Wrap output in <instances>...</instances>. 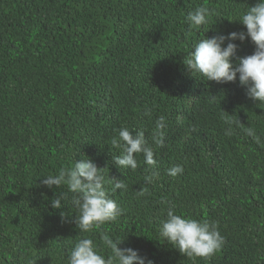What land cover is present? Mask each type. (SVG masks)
<instances>
[{
	"label": "trees",
	"instance_id": "1",
	"mask_svg": "<svg viewBox=\"0 0 264 264\" xmlns=\"http://www.w3.org/2000/svg\"><path fill=\"white\" fill-rule=\"evenodd\" d=\"M257 2L0 0V264H67L81 238L107 256L101 231L124 237L118 247L154 264H264V104L238 80L206 81L183 63L203 38L246 31L238 19ZM200 6L210 11L208 23L190 27L187 14ZM235 43L237 57L254 52L250 39ZM162 116L164 144L157 146ZM224 116L241 123L231 136ZM122 127L144 132L155 167L142 154L135 170L115 165L122 149L111 141ZM85 157L102 168L109 197L123 209L91 233L78 230L66 186L40 184ZM175 165L183 173L169 176ZM113 178L127 189L113 193ZM60 193L66 200L52 209ZM169 206L214 222L222 247L192 259L162 241Z\"/></svg>",
	"mask_w": 264,
	"mask_h": 264
},
{
	"label": "clouds",
	"instance_id": "2",
	"mask_svg": "<svg viewBox=\"0 0 264 264\" xmlns=\"http://www.w3.org/2000/svg\"><path fill=\"white\" fill-rule=\"evenodd\" d=\"M209 15V9L200 6L189 12L186 20L190 27L199 29L208 23ZM238 21L246 31L203 38L193 46L183 63L190 73L203 77L206 81L235 83L238 80L239 85L246 89L247 97L264 104V0H258L254 6L249 7ZM245 39L253 42L254 52L245 57H237L239 45L235 41L243 43ZM234 59L238 63H234ZM223 119L227 125L224 134L231 136L233 126L241 123L238 119H229L227 116ZM165 127V118L162 116L155 123L152 137L157 146L164 144ZM245 132L258 139L253 128L248 127ZM111 143L115 148L122 149V154L113 158L117 167L135 170L138 166L136 154L143 155L146 165L155 167L154 150L146 141L143 131L133 133L127 127H122ZM101 169L85 157L73 162L72 167L61 168L57 174L43 176L40 180V184L48 189L66 186L67 192L72 194L71 206L79 213L76 225L81 233L99 230L123 214V209L109 197ZM183 171L181 165H175L168 169V175L176 177ZM156 177L157 174L153 172L145 177V182L150 184ZM108 183L111 184L113 193L117 189H127L124 180L113 178ZM139 194L144 195V191ZM62 199L66 200L65 193H60L58 198L50 201L51 208L60 209ZM159 237L192 259L210 257L224 243V237L214 222L178 215L173 206H169L166 218L160 222ZM100 240L104 248L110 250L107 256L100 254L99 246L93 239L81 238L68 255L67 264H154L148 257L140 255L137 249L118 247L124 237L114 239L107 232L101 231Z\"/></svg>",
	"mask_w": 264,
	"mask_h": 264
}]
</instances>
